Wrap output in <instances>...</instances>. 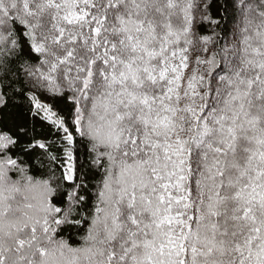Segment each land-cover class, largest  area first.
<instances>
[{"label": "snow or ice", "instance_id": "6c2138e0", "mask_svg": "<svg viewBox=\"0 0 264 264\" xmlns=\"http://www.w3.org/2000/svg\"><path fill=\"white\" fill-rule=\"evenodd\" d=\"M0 264H264V0H0Z\"/></svg>", "mask_w": 264, "mask_h": 264}]
</instances>
